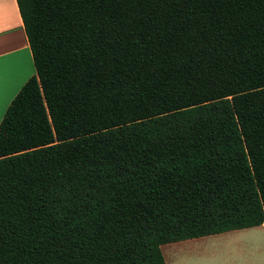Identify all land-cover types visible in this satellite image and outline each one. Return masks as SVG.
<instances>
[{
	"label": "trees",
	"instance_id": "16d2710c",
	"mask_svg": "<svg viewBox=\"0 0 264 264\" xmlns=\"http://www.w3.org/2000/svg\"><path fill=\"white\" fill-rule=\"evenodd\" d=\"M17 2L0 264H167L264 224V0Z\"/></svg>",
	"mask_w": 264,
	"mask_h": 264
},
{
	"label": "crops",
	"instance_id": "0c3cea01",
	"mask_svg": "<svg viewBox=\"0 0 264 264\" xmlns=\"http://www.w3.org/2000/svg\"><path fill=\"white\" fill-rule=\"evenodd\" d=\"M35 73L33 53L18 2L0 0V122L13 98ZM258 228H264V224L251 227V231L247 232H250V239L259 238L260 245L254 247L251 254L253 260L256 264H264V232ZM196 242L201 241L190 242L192 245L184 244L186 247L180 249L189 251L204 245L193 244Z\"/></svg>",
	"mask_w": 264,
	"mask_h": 264
},
{
	"label": "rangeland",
	"instance_id": "374dc122",
	"mask_svg": "<svg viewBox=\"0 0 264 264\" xmlns=\"http://www.w3.org/2000/svg\"><path fill=\"white\" fill-rule=\"evenodd\" d=\"M264 232V228H258ZM250 228L192 238L162 245L167 264H256L252 251L259 238H249ZM247 233V234H245ZM204 244L198 249L182 251L184 244ZM255 256V255H254ZM258 256V255H257Z\"/></svg>",
	"mask_w": 264,
	"mask_h": 264
}]
</instances>
